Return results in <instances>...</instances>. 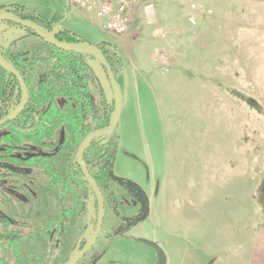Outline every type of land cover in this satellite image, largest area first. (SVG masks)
<instances>
[{"label":"rangeland","instance_id":"obj_1","mask_svg":"<svg viewBox=\"0 0 264 264\" xmlns=\"http://www.w3.org/2000/svg\"><path fill=\"white\" fill-rule=\"evenodd\" d=\"M11 5L92 46L110 44L121 58L117 212L105 206L98 240L78 264H156L155 247L166 264H244L264 226V0H142L122 35L79 17L87 14L70 0H0V8ZM147 5L154 15L147 16ZM41 41L22 27L0 26L5 51L25 52ZM88 68L115 105L102 66L88 61ZM59 162L64 166H51L64 173ZM0 163L15 170L0 168V233L3 219L24 223L21 264H53L56 242L40 233L58 213L48 179L5 155ZM95 227L89 202L67 229L66 258ZM1 261L16 264L12 252L0 250Z\"/></svg>","mask_w":264,"mask_h":264},{"label":"trees","instance_id":"obj_2","mask_svg":"<svg viewBox=\"0 0 264 264\" xmlns=\"http://www.w3.org/2000/svg\"><path fill=\"white\" fill-rule=\"evenodd\" d=\"M9 8L18 17L30 20L51 32L52 23L34 10L18 5ZM55 37L64 43L90 44L82 37L68 31L57 32ZM96 47L108 60L117 80L123 75V67L116 49L107 43H101ZM31 51L35 54L33 55L35 63L48 65L50 74L41 71L39 79L33 82L32 77L35 73L28 70L25 77L30 94L27 111L6 126L12 129L0 136V153L3 146L5 150L2 152L5 154L15 153V156L11 157L15 166L40 168L48 178V187L54 195L58 214L56 218L42 224L40 233L48 241L56 242L53 264H66L69 261V258L65 257L67 229L76 227L78 220L86 212L89 199L93 200L97 215V203L93 191L85 180L75 156L90 133L109 127L114 112V102L105 91L98 90L95 86L94 76L88 68V61L98 62L95 54L66 52L46 43ZM39 52L42 55L38 56ZM33 112L38 114V118L31 117ZM26 124L34 125L32 131L31 128H26ZM60 129L64 131V136L60 140L52 141L55 132ZM116 132L117 129L107 139L94 140L84 153V162L103 193L106 205L115 212H117V203L112 185L113 167L119 144ZM27 147L36 151L25 153L28 151ZM43 149L52 151L53 154L42 152ZM61 159L65 161L64 173L55 171L51 166V163L64 166L59 162ZM2 226L0 250L4 253L12 252L19 264L21 263L18 259L19 246L24 238L23 223L4 219ZM83 245L85 242L81 247Z\"/></svg>","mask_w":264,"mask_h":264},{"label":"water","instance_id":"obj_3","mask_svg":"<svg viewBox=\"0 0 264 264\" xmlns=\"http://www.w3.org/2000/svg\"><path fill=\"white\" fill-rule=\"evenodd\" d=\"M0 21L12 23L14 25L21 26L24 29L30 30L34 34L38 35L45 43L50 44L63 51L90 52V53L95 54L98 58L99 64L102 66V68L106 72L108 82L115 95L114 112L112 114L111 123L109 127L89 134L86 140L82 143V145L78 149L77 154H76V162L80 166L84 178L86 179L93 193L95 194V198L97 202V223H96L94 233L85 241V245L73 257L69 258V261L66 263V264H78L80 260L83 259L86 256V254L94 247L101 233L104 219H105V201H104V198H103L102 192L100 191L99 186L97 185L93 177L90 175L86 167V164L84 162V153L88 149L91 142H93L96 139L112 136L114 132L116 131V129L118 128L121 114H122V108H123V97H122L121 88H120L119 83L116 80V77L114 75V72L111 66L108 63V60L106 59V57L104 56V54L101 52V50L98 47L92 46L87 43L71 44V43L60 42L54 37L53 34L44 30L42 27L38 26L37 24H34L31 21L23 20L19 17H16L12 13H10L8 10L0 12ZM0 65L17 78V80L19 81L21 85V89H22V102H21L20 107L14 114L0 121V127H1L8 121H11L14 118H16L23 111L28 101V91L20 75L16 72V70L13 67L7 65L1 56H0ZM155 249L158 253V260L156 264H166L164 253L158 247H155Z\"/></svg>","mask_w":264,"mask_h":264},{"label":"flooded vegetation","instance_id":"obj_4","mask_svg":"<svg viewBox=\"0 0 264 264\" xmlns=\"http://www.w3.org/2000/svg\"><path fill=\"white\" fill-rule=\"evenodd\" d=\"M11 6H14V5H11ZM11 6H2L0 8V12L2 11H5V10H8L10 13H12L14 16L18 17L16 14H14V12H12L11 10H9ZM18 6H22V5H18ZM22 7H25V6H22ZM27 8V7H25ZM30 9V8H28ZM20 18V17H19ZM22 19V18H21ZM23 20H26V19H23ZM30 21V20H28ZM32 22V21H31ZM50 22V21H49ZM51 23V22H50ZM35 24V23H34ZM3 26V27H18L20 28L21 26H17V25H14L12 23H7V22H4V21H0V26ZM39 26V25H38ZM41 27V26H40ZM57 28V27H56ZM44 29V28H43ZM45 30V29H44ZM30 31V30H28ZM47 31V30H46ZM32 34H34L32 31H30ZM57 32H62L61 30H57L55 31L54 30V25L52 24V29H51V34L54 35L55 37V34ZM69 32V31H68ZM56 38V37H55ZM57 39V38H56ZM59 41V39H57ZM61 42V41H60ZM45 44V42L42 40L40 44H37L33 47H31L28 51H25V52H11V51H5L2 46L0 45V56L2 57V59L4 60V62L13 67L16 72L20 75V77L22 78V80L24 81L25 85H26V88H27V91H28V101H27V104L25 105L23 111L16 117L14 118L13 120L11 121H8L7 123H5L4 125H2L0 127V136H3L4 134L8 133L12 127L8 126L6 127L8 124L10 125V123H12L13 121L17 120L20 116L24 115L27 111V108H28V104H29V89H28V83L26 82L25 80V77H26V74L29 71H33L35 74L34 77H32V81L35 82L39 79L40 77V72L43 71L45 74H50V67L48 65H43L41 63L37 64L35 63L34 61V57L33 55H35L34 53H32L31 50H34V48H38V47H42L43 45ZM47 44V43H46ZM50 45V44H48ZM52 46V45H50ZM54 47V46H52ZM30 52V55H28V53ZM42 55L40 52L38 53V56ZM48 61V60H47ZM35 64V65H32V64ZM30 64V65H28ZM1 69L0 71L3 72L4 76L2 77V80L0 81V91L2 89V100H1V103H0V121L3 120L4 118L14 114L18 108L20 107L21 105V102H22V89H21V85L19 83V81L17 80V78L11 74L10 72H8L5 68H3L1 65H0ZM105 71V70H104ZM106 73V72H105ZM31 117H37L38 118V114H36V112H33L31 113ZM26 121V118L23 119V121ZM24 121V122H25ZM38 122V119L36 120ZM29 122V121H27ZM26 128H31V131L32 129L34 128V125L32 124H26L25 125ZM32 126V127H31ZM14 127V126H13ZM15 129L18 131V128L15 127ZM98 131V130H97ZM95 132V131H94ZM93 133V132H92ZM91 134V133H90ZM61 135L64 136V131L62 129L60 130H57L55 132V136L57 137L56 140H60L62 137ZM54 136V138H55ZM88 137V136H87ZM86 137V138H87ZM53 138V139H54ZM108 137H104V138H100V139H107ZM52 139V141H53ZM55 140V141H56ZM86 140V139H85ZM92 143V142H91ZM90 146V145H89ZM27 149H30V147H27ZM3 150H5V148L2 146L1 147V153H0V156L2 155H5L9 161L11 162V164H13V162L11 161V157L12 156H15V153H13L12 155H7L5 154L4 152H2ZM29 150L25 153H28ZM77 154V153H76ZM76 158V156H75ZM14 165V164H13ZM22 166V165H21ZM24 169L27 168V169H31V168H28V167H25L23 166ZM80 167V166H79ZM87 167V166H86ZM0 168H4L5 170H9V171H15L14 169H12L11 167L7 166L6 164L4 163H0ZM37 169H40V168H37ZM81 169V168H80ZM88 169V168H87ZM41 170V169H40ZM89 171V170H88ZM58 172V171H57ZM82 172V170H81ZM90 173V172H89ZM83 174V173H82ZM91 175V174H90ZM92 176V175H91ZM47 178V177H46ZM48 179V178H47ZM86 180V179H85ZM49 182V181H48ZM88 183V182H87ZM49 184V183H48ZM90 187V185H89ZM49 188V187H48ZM91 188V187H90ZM92 190V189H91ZM14 191V190H13ZM51 191V190H50ZM101 191V190H100ZM103 195V193H102ZM93 196H94V199L96 200L95 198V194L93 193ZM104 198V196H103ZM105 201V199H104ZM89 202H92L93 203V208H94V202L92 199H89L88 202H87V207H88V203ZM97 203V202H96ZM105 206H106V203H105ZM94 211H95V208H94ZM97 213V212H96ZM58 214V213H57ZM96 215V214H95ZM56 218V217H55ZM4 220V219H3ZM2 220V221H3ZM96 223H97V215H96ZM23 226H24V223H23ZM24 228V227H23ZM84 243V241H83ZM84 246V245H83ZM20 247V246H19ZM82 247H80L81 249ZM3 253L4 251L1 250ZM10 252V251H9ZM9 252H6V254H9ZM5 254V253H4ZM14 256V254H13ZM15 259V258H14ZM18 259H20V255H19V252H18ZM16 261V260H15ZM2 262V261H1ZM4 262V261H3ZM21 262V260H20ZM17 264V262H16ZM21 264V263H19Z\"/></svg>","mask_w":264,"mask_h":264},{"label":"built area","instance_id":"obj_5","mask_svg":"<svg viewBox=\"0 0 264 264\" xmlns=\"http://www.w3.org/2000/svg\"><path fill=\"white\" fill-rule=\"evenodd\" d=\"M71 3L83 10L91 21L101 22L103 31L122 35L128 32L131 23L130 13L135 5L142 0H70ZM147 16L154 15L153 6L143 8Z\"/></svg>","mask_w":264,"mask_h":264},{"label":"crops","instance_id":"obj_6","mask_svg":"<svg viewBox=\"0 0 264 264\" xmlns=\"http://www.w3.org/2000/svg\"><path fill=\"white\" fill-rule=\"evenodd\" d=\"M77 15L79 17H83L84 20H86V21L90 20L87 15H84L82 13H77ZM96 26H97V24H96ZM169 58H170V56H169ZM169 62H170V60H169ZM244 264H264V226L260 228V231L257 232L255 238L250 243L247 254L245 255Z\"/></svg>","mask_w":264,"mask_h":264}]
</instances>
